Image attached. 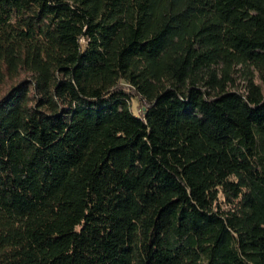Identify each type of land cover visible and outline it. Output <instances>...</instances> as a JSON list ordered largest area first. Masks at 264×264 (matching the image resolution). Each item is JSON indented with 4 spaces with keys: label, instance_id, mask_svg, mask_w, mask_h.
I'll list each match as a JSON object with an SVG mask.
<instances>
[{
    "label": "trees",
    "instance_id": "trees-1",
    "mask_svg": "<svg viewBox=\"0 0 264 264\" xmlns=\"http://www.w3.org/2000/svg\"><path fill=\"white\" fill-rule=\"evenodd\" d=\"M0 264H264V0H0Z\"/></svg>",
    "mask_w": 264,
    "mask_h": 264
},
{
    "label": "rangeland",
    "instance_id": "rangeland-1",
    "mask_svg": "<svg viewBox=\"0 0 264 264\" xmlns=\"http://www.w3.org/2000/svg\"><path fill=\"white\" fill-rule=\"evenodd\" d=\"M131 106H132L133 110H135V108H137L136 101H133Z\"/></svg>",
    "mask_w": 264,
    "mask_h": 264
}]
</instances>
